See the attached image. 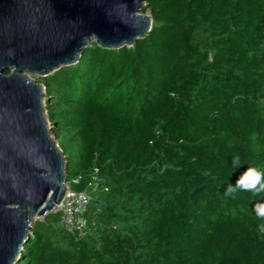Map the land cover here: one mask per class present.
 I'll list each match as a JSON object with an SVG mask.
<instances>
[{
  "label": "trees",
  "instance_id": "obj_1",
  "mask_svg": "<svg viewBox=\"0 0 264 264\" xmlns=\"http://www.w3.org/2000/svg\"><path fill=\"white\" fill-rule=\"evenodd\" d=\"M132 47L48 77L77 240L39 221L16 264H264V0H147ZM78 181V182H76Z\"/></svg>",
  "mask_w": 264,
  "mask_h": 264
},
{
  "label": "water",
  "instance_id": "obj_2",
  "mask_svg": "<svg viewBox=\"0 0 264 264\" xmlns=\"http://www.w3.org/2000/svg\"><path fill=\"white\" fill-rule=\"evenodd\" d=\"M147 0H0V264H16L40 218L62 203L67 157L40 78L83 51L132 47L154 19Z\"/></svg>",
  "mask_w": 264,
  "mask_h": 264
},
{
  "label": "built area",
  "instance_id": "obj_3",
  "mask_svg": "<svg viewBox=\"0 0 264 264\" xmlns=\"http://www.w3.org/2000/svg\"><path fill=\"white\" fill-rule=\"evenodd\" d=\"M91 201L92 196L87 191L76 192L69 188L60 206L53 210L59 216L57 226L77 240H82L88 227L86 212Z\"/></svg>",
  "mask_w": 264,
  "mask_h": 264
},
{
  "label": "rangeland",
  "instance_id": "obj_4",
  "mask_svg": "<svg viewBox=\"0 0 264 264\" xmlns=\"http://www.w3.org/2000/svg\"><path fill=\"white\" fill-rule=\"evenodd\" d=\"M146 15H150V14H146ZM30 78L32 79V80H38V79H41L40 77H38V76H31L30 75ZM53 137H56L55 136V133L53 132ZM58 144H59V142H58ZM70 183V182H69ZM54 215H56V213H50L49 215H47L46 217H42V218H40V221H42V223H43V225L45 224H54L55 223V219L53 218V217H51V216H54Z\"/></svg>",
  "mask_w": 264,
  "mask_h": 264
}]
</instances>
